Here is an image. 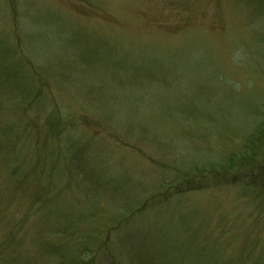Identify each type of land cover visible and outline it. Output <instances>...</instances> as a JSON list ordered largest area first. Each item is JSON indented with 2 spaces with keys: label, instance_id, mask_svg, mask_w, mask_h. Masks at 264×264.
Instances as JSON below:
<instances>
[{
  "label": "rangeland",
  "instance_id": "1",
  "mask_svg": "<svg viewBox=\"0 0 264 264\" xmlns=\"http://www.w3.org/2000/svg\"><path fill=\"white\" fill-rule=\"evenodd\" d=\"M263 105L264 0H0V264H264L262 190L148 202Z\"/></svg>",
  "mask_w": 264,
  "mask_h": 264
},
{
  "label": "trees",
  "instance_id": "2",
  "mask_svg": "<svg viewBox=\"0 0 264 264\" xmlns=\"http://www.w3.org/2000/svg\"><path fill=\"white\" fill-rule=\"evenodd\" d=\"M34 96L32 100H35ZM63 113L62 121L56 120L54 118L47 119V129L51 132L58 133L61 130L71 128L74 123L73 112L72 110H65ZM51 114L53 111L50 110ZM81 113L77 114V117H83L86 113L84 110L80 111ZM67 115V117H66ZM70 115V116H69ZM73 120L72 125L69 124V119ZM68 119V120H67ZM45 126V127H46ZM188 170H176L177 174L181 176L176 177L175 183L165 180V172L162 175L161 181L159 182L160 186L164 189L161 193H155L157 188L154 186L152 190L154 194L149 198L148 202L156 199L160 194L172 191L174 193H186L187 191H195L205 189L210 186V184L203 181L205 177L211 176L213 178V183L219 186V184H241L248 187H256L261 192L264 193V105L261 110L260 119L255 122V124L250 129L248 135H246L243 143L236 148L226 151L216 160H213L208 163H194L190 165ZM173 184V185H172ZM50 188H48L49 190ZM87 186L84 187V192L89 191ZM42 188H40L35 194H41L42 197ZM51 190H54L52 187ZM38 198L34 197L33 200ZM43 199V197H42ZM44 200V199H43ZM46 200H44L45 202ZM33 202V201H32ZM43 202V203H44ZM147 204V203H146ZM34 206V204L32 203ZM41 206V205H40ZM150 206L149 204L147 205ZM146 206V208H147ZM66 227H63L60 232L65 233ZM0 239V258L6 257L8 254H12L13 250L11 249L12 241V231L3 232ZM78 235L75 239L76 242L79 239ZM77 243H80L79 241ZM64 247V246H63ZM65 248V247H64ZM67 251H61L63 254H60L61 259L71 260V257L78 252V248L73 252L70 248H65ZM82 254V253H78ZM70 257V258H69ZM80 259L82 255H79ZM79 259V261H81ZM75 260H78L75 258ZM76 264H79L78 261Z\"/></svg>",
  "mask_w": 264,
  "mask_h": 264
}]
</instances>
